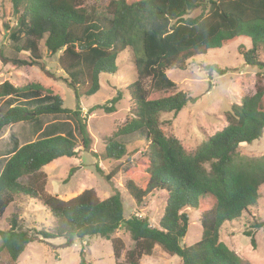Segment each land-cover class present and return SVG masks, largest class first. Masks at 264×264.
<instances>
[{
  "label": "trees",
  "instance_id": "trees-1",
  "mask_svg": "<svg viewBox=\"0 0 264 264\" xmlns=\"http://www.w3.org/2000/svg\"><path fill=\"white\" fill-rule=\"evenodd\" d=\"M17 18L11 40L21 42L19 51L28 54L27 66L42 60L40 45L48 55H57L58 65L74 90L75 110L63 108L60 97L38 84L14 87L0 85V134L5 128L27 123L41 128L43 117L62 116L69 126L52 124L44 128L40 138L18 148L4 161L0 172V219L15 198L39 202L56 221L52 233L30 235L18 229L16 216L8 220L9 229L0 232V250L12 264L26 246L39 239L69 240L99 236L109 239L125 224L133 247L125 254L124 263L141 264L142 256H150L155 247L181 264H245L220 241L224 224L238 220L259 199L264 184V156L240 155L238 147L250 144L264 131V85L256 74L254 93L240 98L238 104L224 114L225 127L207 137L192 152L184 150L180 141L166 136L161 117L178 114L191 99L182 92L173 94L175 84L167 71L185 70L187 62L210 50L223 48L238 39H248L250 48L239 45L237 53L250 67L263 68L258 51L264 50V0H109L104 15L88 12L83 0H10ZM203 7L196 17L188 14ZM133 57L135 81L127 88L133 118L106 140V159L120 160L127 156V138L147 143L140 160H131V167L122 172L124 188L130 198L142 205L151 194L166 196L158 227L147 218L123 217L121 194L117 188L99 200L93 190H85L64 202L46 194V176L42 169L60 158L76 156L75 133L83 149L90 137L85 119L80 117L79 100L99 90V76L114 75L115 61L124 50ZM208 70L225 73L216 66ZM171 91V92H170ZM165 96L150 99L152 94ZM117 94L105 113L114 112L120 100ZM115 167L104 176L111 183L119 173ZM201 204L209 208L201 212V236L191 246L182 245L188 230V215L183 209L196 211ZM253 230L264 231V221L253 222ZM246 236L254 239L251 233ZM69 242V241H68ZM114 258H120L119 240L111 241ZM79 264H90L81 256Z\"/></svg>",
  "mask_w": 264,
  "mask_h": 264
},
{
  "label": "rangeland",
  "instance_id": "rangeland-1",
  "mask_svg": "<svg viewBox=\"0 0 264 264\" xmlns=\"http://www.w3.org/2000/svg\"><path fill=\"white\" fill-rule=\"evenodd\" d=\"M88 12L104 15L105 6L109 0H83ZM128 1V0H127ZM203 12V7L191 11L186 18H193ZM17 18L13 14L10 0H0V85L7 82L14 87L27 84H38L44 90L60 97L63 108L75 110L76 101L74 90L69 87L68 79L58 65L59 54L48 55L40 45L42 60L33 66L17 62L27 61L28 54L19 51L17 44L10 38L16 30ZM239 45L247 49L251 44L248 39H238L223 48L210 50L205 55H198L187 62L185 70H169L168 78L175 84L171 93L182 92L191 101L178 114H166L161 117V129L166 136L178 139L188 153L195 150L207 137L223 129L226 125L224 114L230 107L238 104L241 97L254 93L256 74L263 79L264 67L256 68L246 65L237 53ZM258 60L264 65V50L258 51ZM114 75L99 76V90L90 97L79 100L80 117L85 119L90 137L88 149H83L77 135L76 156L73 158L57 159L42 169L46 176L45 192L58 197L61 201H68L85 190H93L99 200L111 195V189L117 188L121 194L123 217L128 220L132 215L147 218L149 224L157 228L165 206L166 196L163 192L149 195L142 205H137L124 188L126 177L122 170L131 167V160L138 161L146 149L147 143L137 138H127V156L120 160L106 159L104 148L106 140L126 121L134 117L127 88L135 81L136 75L132 53L124 50L115 61ZM209 66H216L224 70L223 75L208 70ZM119 94L120 100L114 106V112L105 113L101 109L110 107V100ZM165 96L163 93L152 94L150 99ZM0 101V113L5 107ZM41 128L22 123L5 128L0 134V172L4 161L12 152L13 145L17 148L28 142L40 138L39 135L48 125L58 123L69 126L71 121L59 117H43ZM238 152L246 157L264 156V131L260 138L250 144H241ZM120 171L107 183L104 176L115 167ZM209 208L208 204H201L194 211L183 209L188 215V230L182 245L191 246L198 242L201 236L199 217L201 212ZM16 216L18 229L30 235L38 232L52 233L56 225L55 219L45 211L39 202L27 198H15L0 219V232L9 229L8 220ZM264 221V184L259 188V199L255 206L248 209L242 216L230 223L224 224L220 230V241L232 250L245 264H264V231L251 229L253 222ZM251 233V238L246 236ZM119 240L120 258H114L111 241ZM69 241V242H68ZM133 242L125 224L104 239L99 236L84 238L83 240L66 238L42 239L28 244L17 259L16 264H79L81 256L90 264L124 263L125 254L132 249ZM141 264H181L179 258L169 256L155 247L150 256H142ZM0 264H12L4 251L0 250Z\"/></svg>",
  "mask_w": 264,
  "mask_h": 264
},
{
  "label": "crops",
  "instance_id": "crops-1",
  "mask_svg": "<svg viewBox=\"0 0 264 264\" xmlns=\"http://www.w3.org/2000/svg\"><path fill=\"white\" fill-rule=\"evenodd\" d=\"M4 165V164H3ZM3 167V166H2Z\"/></svg>",
  "mask_w": 264,
  "mask_h": 264
}]
</instances>
